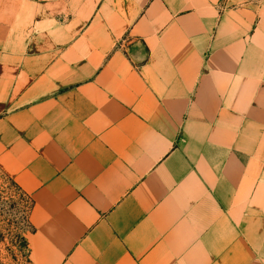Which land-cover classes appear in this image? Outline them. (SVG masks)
Returning a JSON list of instances; mask_svg holds the SVG:
<instances>
[{
  "label": "crops",
  "instance_id": "obj_1",
  "mask_svg": "<svg viewBox=\"0 0 264 264\" xmlns=\"http://www.w3.org/2000/svg\"><path fill=\"white\" fill-rule=\"evenodd\" d=\"M0 170L33 264H264V0H0Z\"/></svg>",
  "mask_w": 264,
  "mask_h": 264
},
{
  "label": "rangeland",
  "instance_id": "obj_2",
  "mask_svg": "<svg viewBox=\"0 0 264 264\" xmlns=\"http://www.w3.org/2000/svg\"><path fill=\"white\" fill-rule=\"evenodd\" d=\"M30 198L0 170V264H33L27 243Z\"/></svg>",
  "mask_w": 264,
  "mask_h": 264
}]
</instances>
